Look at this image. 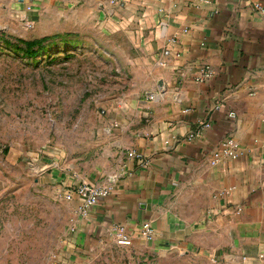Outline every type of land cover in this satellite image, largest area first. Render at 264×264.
I'll return each instance as SVG.
<instances>
[{
  "label": "crops",
  "instance_id": "obj_1",
  "mask_svg": "<svg viewBox=\"0 0 264 264\" xmlns=\"http://www.w3.org/2000/svg\"><path fill=\"white\" fill-rule=\"evenodd\" d=\"M16 1V12L31 19L42 5L55 14L70 5L123 18L139 40L150 88L132 106L135 118L116 128L113 188L80 216L83 237L112 234L116 223L134 241H189L192 233L196 247L217 245L247 264H264V16L256 7L264 0ZM206 64L211 76L197 79ZM205 119L212 124L200 137L166 142ZM229 136L242 152L212 163ZM147 219L152 239L137 235Z\"/></svg>",
  "mask_w": 264,
  "mask_h": 264
},
{
  "label": "rangeland",
  "instance_id": "obj_2",
  "mask_svg": "<svg viewBox=\"0 0 264 264\" xmlns=\"http://www.w3.org/2000/svg\"><path fill=\"white\" fill-rule=\"evenodd\" d=\"M15 2L0 0V264H247L192 233L83 237L65 183L117 171L116 128L150 88L139 40L123 18L42 5L31 19Z\"/></svg>",
  "mask_w": 264,
  "mask_h": 264
},
{
  "label": "built area",
  "instance_id": "obj_3",
  "mask_svg": "<svg viewBox=\"0 0 264 264\" xmlns=\"http://www.w3.org/2000/svg\"><path fill=\"white\" fill-rule=\"evenodd\" d=\"M111 3H117L119 0H108ZM258 11L264 16V6L260 3L256 4ZM32 6L28 5V9H31ZM261 71L264 74V64L261 67ZM212 69L209 64H206L203 67L201 74L197 79L204 80L211 76ZM151 97H154V94H150ZM212 121L210 119H205L200 121V123L190 129L189 131L181 134H176L171 137V139L166 140L169 144L179 143L181 141H192L195 138L200 137L204 130L210 127ZM241 148L239 142L234 137H225L223 138L217 149L213 152L211 156V162L215 163L222 155V153L230 155L232 157H237L241 153ZM131 157L137 156L135 150H130L128 153ZM142 163L148 164V159H142ZM113 177L109 175L106 181L96 182L91 180H83L79 182L68 183L64 187V193L68 198L74 199L78 197L80 203L78 205V211L81 216H84L89 213L93 205L98 203L103 196H107L111 193L113 188ZM241 208L238 207V211ZM112 234L115 241L120 244H131L134 242V233L130 232L123 223H116L111 228ZM138 236H141L145 239H152L155 236V228L150 219L145 220L138 233Z\"/></svg>",
  "mask_w": 264,
  "mask_h": 264
},
{
  "label": "water",
  "instance_id": "obj_4",
  "mask_svg": "<svg viewBox=\"0 0 264 264\" xmlns=\"http://www.w3.org/2000/svg\"><path fill=\"white\" fill-rule=\"evenodd\" d=\"M159 85L161 86V88L165 87L164 81L161 79L158 81Z\"/></svg>",
  "mask_w": 264,
  "mask_h": 264
}]
</instances>
